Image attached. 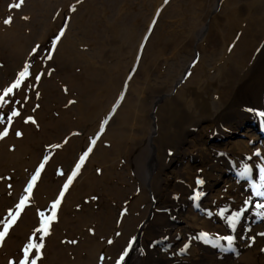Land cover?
Returning <instances> with one entry per match:
<instances>
[{
  "label": "bare ground",
  "instance_id": "obj_1",
  "mask_svg": "<svg viewBox=\"0 0 264 264\" xmlns=\"http://www.w3.org/2000/svg\"><path fill=\"white\" fill-rule=\"evenodd\" d=\"M221 1L186 0L181 3L180 10L177 12L179 15L177 18L180 19L179 34L172 32L168 34L169 41L164 44L163 51L161 47L155 55L147 57L146 51L143 52L137 71L143 70L141 82H137V76L130 82L128 95L124 100L119 99L121 96L117 95V91L121 88L123 80L128 78L127 72L136 66L138 51L142 45L141 38L145 32L136 40L137 21L129 15L127 9H124L125 6V8L129 7V0H111L109 7L112 12L121 8L118 3L123 2L122 12L125 14L128 12V16H124L123 19L114 16L103 18L104 28L101 32L94 34L96 40L94 44L99 42L98 46L89 54L88 59H82L77 51L72 53L68 51L70 55H73L72 59L76 63L82 64L89 80L95 82L93 87H96L99 82L107 85L106 89L92 96V103L95 106L90 110L81 108L80 104L71 107L70 110L79 116L78 125L82 124L80 122L82 121L92 126L91 123L94 124L100 114L106 113L112 102L114 108L120 107L114 118L115 126L113 127L112 120L102 138L103 141L110 142V149L114 152L116 159L130 158L125 170L130 169L139 187V198L132 203V207L147 203L149 213L146 217L143 216L145 221L139 232L138 229L128 228L131 220L124 218L122 235L114 241L111 248L105 246L109 245L108 240H114V238L106 239L105 243H101L82 234V228L88 227L89 223V220L84 217L87 211L72 213L73 217L70 215L66 217V212L77 204L78 198L90 193L95 187H101L104 193L111 195L112 198L121 194L116 186L117 183L110 190L104 187L105 178L113 175L110 173L111 164L107 160L108 150L98 146L95 153L99 158L98 162H101V166L104 165V176L101 179L97 177L85 179L87 163L60 206L58 227L61 226L65 232L64 235L60 233V238L67 237L73 240L78 234H82L81 238L83 236L81 244L72 250L76 257L73 262L62 259L65 251L55 244L56 233H54L44 240L47 245L43 250L42 264H95L97 253L100 252L108 257L114 254V251L118 250L122 244L121 249L127 247L132 237H136L137 241L126 259V264H143L145 255L147 257L149 255L147 252L154 251L152 249L157 251L156 264H264V252L261 251L264 248V237H257L255 244L251 247L247 245L245 239L250 234L264 232V221L255 216L256 209L252 208L249 211L246 218L242 220L241 227H238L234 233L227 227V221L218 215L221 209L234 213L250 190V184L259 182L258 175L255 181L252 175L246 178L239 177L237 173L241 168L236 164L241 161L247 163L248 161L244 158L252 156L256 151L264 153V124L253 112L248 111V109L264 111V0H225L223 3ZM159 2L161 0H158L155 5ZM206 7L208 9L205 11ZM250 11L253 12L251 16L248 14ZM203 16H207V19L205 20ZM154 17H150L146 23L147 32L153 29L149 21H152ZM92 19L95 20V16H92ZM210 19L211 22L207 23ZM214 24L219 25L215 31L212 26ZM7 32L2 42L11 48L8 54L17 59L24 57L26 45L18 43V38L13 31ZM207 40L212 47L208 54L211 56L209 59L212 58L215 61L207 67L200 62L195 65L199 57L197 50L202 48L201 43ZM65 41L66 36L58 45V51L65 47ZM191 42L196 48L195 52L180 74L176 71L180 48ZM108 43L114 45V49L105 53ZM134 43L135 46L132 47ZM70 45L72 46L71 42ZM80 45L83 46V43ZM127 47L130 48L127 49ZM167 48L171 53L170 59L176 63L169 64V59L164 53ZM230 48L231 51H229ZM202 50L204 54L201 61H209L205 53L207 49L202 48ZM108 56L121 59L127 56L128 59L124 60L123 66H120L116 60L113 65L115 71L112 72L105 70L102 66L106 74L103 76L96 71L99 68L96 60L103 63ZM146 59H148L147 62ZM160 62L169 64V72L172 69V72L177 74L170 78L172 79L170 84L167 83L170 73L166 74L165 79L151 78L152 70L157 69ZM89 85L77 86V90L85 92ZM129 93L134 97L130 98ZM147 99L151 100L150 104H145ZM108 114L109 111L106 115ZM61 116L63 122L70 127L67 117L63 113ZM51 124L56 127L55 123ZM86 130H84L86 133L91 131L89 128ZM98 130L96 133L100 132ZM22 132L25 136L20 141L6 139L4 145H11L14 151L3 156V159H7L17 167L15 173L21 175V178L25 177L26 172L20 171V166L28 167L34 164L37 159V155H34L35 148L39 146L40 141L39 136H32L28 128H22ZM75 140H70L62 153L69 151L71 153L75 149L72 144ZM89 145L90 143L87 148ZM169 151L172 153L171 156ZM25 155L30 156L27 158L24 157ZM92 161L95 162L96 159L93 158ZM115 178L122 179L118 174L111 179ZM197 178L203 179L205 183L201 188V198L194 201L191 197L196 188ZM13 179H19V177H12ZM17 181L13 180L12 185ZM23 181L24 179L17 184V189L20 190ZM34 189L37 190L34 196L43 204L47 201L48 204L45 205L47 208L54 199L52 198L55 193L54 188L36 186ZM23 190L19 192L24 194ZM43 194L47 196L44 202L40 199ZM253 199L257 198L253 197ZM115 204L117 207L118 202ZM159 210L168 211L170 217L157 231L155 222ZM31 212L26 210V214H23L18 222L15 228L19 234L17 240L22 237L24 238L22 241L26 240L27 232L32 228L29 218L34 219ZM204 213L215 219V227L212 228L210 222L199 219L198 216L205 215ZM90 221L97 222L96 230L102 234L100 237H106L105 232L109 227L115 229L112 212H100L96 217H91ZM249 228L251 232L248 231ZM68 229L72 231L71 234ZM217 231L220 232L216 233ZM200 232H207L208 239H219L227 234L234 235L236 239L233 252L225 255L226 252L221 250L224 245L222 242L221 248H211L210 244H205L202 239L197 238ZM11 238L7 239L5 250L7 247H13L14 250L15 242L10 241ZM185 244L189 247L186 251H182ZM140 249L144 250L143 254ZM83 251L86 253V258H81L79 255ZM107 260L103 264H108ZM0 264H5V260H1Z\"/></svg>",
  "mask_w": 264,
  "mask_h": 264
},
{
  "label": "rangeland",
  "instance_id": "obj_2",
  "mask_svg": "<svg viewBox=\"0 0 264 264\" xmlns=\"http://www.w3.org/2000/svg\"><path fill=\"white\" fill-rule=\"evenodd\" d=\"M158 0H129V7L124 9H127L129 12V15H131L138 24V36L137 39L140 37V35L143 33L141 38V46L140 50L138 51V58L136 62V66L127 72L126 76H131L132 79L129 80L128 78L124 79L121 88L117 91V95L123 96V100L128 95L129 91V84L130 82L137 76V82H141V78L143 75V70H139L141 58L143 55V52L146 51V57L148 55H155L156 52L160 50L163 46L169 41L168 34L172 32L173 34L178 35L179 31L178 28L180 26V19L177 18L179 16L177 12L180 10L179 6L182 2H185L186 0H167V3H165V0H161L157 5L156 2ZM225 0H222L223 3ZM20 0H0V65H3V67H0V87L6 86L14 77V75L17 73L18 70H20L22 64H24L28 58L29 50L36 44L39 43L41 47H44L49 43L50 38L56 34L59 30V26L61 24V18L57 17V14H60V17H63L67 15L69 19L67 20L68 29L66 31V45L63 49H60L58 51V47L53 55V59L51 61H45V66L41 68L42 71L45 72L44 77L39 82L38 87L34 91H30L28 93L29 99L27 104H25L22 108V116L25 118L27 116H33L38 125L39 128L32 124H24L23 121L19 118H16L14 121L12 127L16 131H22V128H28L32 134V136H39V146H36L35 148V154L37 155V159L34 162V164H30L28 167L20 166L22 172H26L25 177L21 178L22 176L19 175L16 172L17 167L14 166L13 163H10L7 161V159H3V156L7 155L8 153H12L14 151V148L11 145L4 143L11 139L13 141H20L22 138H17L12 132H10L9 136L5 138L3 141H0V217H3L6 214V210L9 207H13L15 202H18V197L21 196L22 193L19 191H22L26 187V181L30 178V175L33 173V170L35 167L38 166V162L42 159V155H50L52 159L49 161V164L46 165L45 172L42 174L41 180L38 182L37 187H50L54 188V195L52 198H56L58 196V193L60 189L62 188L63 183L66 181V177L71 174L73 169L75 168L76 162H78L80 156L83 154L84 150L87 148L88 144L90 143V140L95 137L96 138V144L92 145L90 144L89 147H92L93 151L89 154L86 163L83 167L86 166L88 163V166L85 167V173L86 178L93 179V177H97V179H101L104 173V165L101 166V162H98V157H96V147H101L102 149H107V160L110 162L111 166V174L113 176L120 175L122 179H111L112 177H106L104 180V187L107 188V190L110 188H113L116 184L117 188L120 190L119 196H113V198L106 193H104V190L101 187H95L93 188L90 193L81 195L80 198H78L77 204L73 207H71L69 212H66V217L68 215L71 216V214L75 213H81L83 210L87 211L85 214V218L89 220V223L87 224L88 227L82 228V234H85V237H92L98 242L105 243L106 239H113V241L117 240L122 235V222L123 219H129L131 220V223L128 225V228H132L134 230H137L139 224L143 221L144 217L147 216L149 213L147 203H143L137 206V204L132 207V203L138 199L139 197V187L137 186L136 180L133 177V174L131 173L130 169L128 168L125 170V167L127 166L130 158H118L114 156V152L110 149L111 145L110 142L103 141L104 139L103 134L107 128V126L112 121L113 127L115 126V115L117 113V110L120 107H113V102L110 105L109 109L106 113L100 114V117L95 123L90 124H84L82 121H80L82 124H77V118L79 116L76 112L73 110H70L71 107H76L78 104H80L81 108L85 110H90L92 107L95 106L94 103H92L93 99L92 96L96 95L98 91H101L102 89H106L107 85L105 83L99 82L96 87H93L95 82L89 80V77L84 71V68L82 64H78L75 62L73 58V55H70L72 52L77 51L81 54L82 59H88L89 54L93 51L95 47L98 46L96 42L94 44L95 37L94 34L96 32H101L104 28L103 26V18H108L109 16L119 17V19H123L124 16H128V12L125 14L122 12L124 9L122 7L124 6V1L122 3H118V6L121 8H117L115 12H112L110 10L109 4L111 3V0H23L22 6L20 8H15L13 5L19 3ZM118 2V1H117ZM155 6V8H154ZM167 7V8H166ZM75 9V11H73ZM119 9H122L121 11ZM208 8H205V11ZM212 11V10H211ZM162 13V14H161ZM211 13V12H210ZM246 15L245 13H243ZM249 16L253 14L252 11L248 12ZM43 16V17H42ZM92 16H95V20L92 19ZM154 17L152 21H149L150 26L153 27V29L150 32H147L146 23L149 20V18ZM12 18V23L10 25H5L3 21L6 18ZM23 17H29L30 19L25 20ZM205 20L207 19V16H203ZM215 17V16H213ZM151 20V19H150ZM153 21L155 23L153 24ZM210 23L211 19L208 20ZM74 22V24H73ZM148 23V25H149ZM214 31L219 28V25H212ZM148 27V26H147ZM244 27V26H243ZM7 31L11 32L13 31L17 38L18 43L20 45L25 44L26 45V55L24 57H19L18 59L13 57L10 53L11 48L8 45H4L3 36L8 33ZM149 31V30H148ZM110 34V32H108ZM146 34V36H144ZM85 35H88V37H85ZM229 36V35H228ZM108 41V40H107ZM110 41V40H109ZM108 41V42H109ZM2 42V43H1ZM70 42L72 43V46L70 45ZM91 42V43H90ZM103 42V41H102ZM101 42V43H102ZM194 42V41H193ZM69 43V44H68ZM80 43H83V46L80 45ZM148 43V45H147ZM209 43V44H208ZM86 44V45H84ZM109 44V43H108ZM147 45V46H146ZM135 46V43L132 44V47ZM201 47L205 50L207 49L206 57L209 59L208 54L211 51L212 47L210 46V42L208 40L206 42L201 43ZM130 47H127V49ZM200 48L197 50L199 57L195 63V65L200 62L201 65H205V67L212 65L215 61L209 59L203 60V50ZM114 49V45L109 44L105 48V53L111 52V50ZM126 49V50H127ZM195 47L192 46V42L188 44L182 45L180 48L179 54H178V61L179 64H177V72L180 74L185 69V66L193 56V53L195 52ZM8 50V51H6ZM70 51L71 53H69ZM64 52V53H62ZM128 52V50H127ZM59 53V54H58ZM165 56L169 59V64L171 62L176 63V61H172L170 59V51L167 48L164 50ZM119 58V59H118ZM77 59V58H75ZM108 59V60H107ZM128 57L121 59L120 57H106L103 63H100V60H96L98 62L99 68L96 69V71L101 75H106L104 69L112 72L114 70V62L117 60L119 62L120 66H123L124 60H127ZM177 59V58H175ZM72 60L75 62H72ZM148 59L145 61L147 62ZM208 62V63H207ZM164 62H160V64L157 66V69L152 70L151 72V78L153 80L161 78L165 79L167 76L166 74L170 73V76L167 78V83L170 84L172 79L171 77L176 76V72H169L168 65ZM146 65V63H144ZM103 66V67H102ZM36 67H40V62L37 61ZM36 69L34 68L33 71ZM51 72V76H48L47 73ZM70 78V81H69ZM71 82V83H70ZM137 83V84H138ZM71 84H75L77 86H83L90 84L88 89L85 92H80L77 90L76 87H72ZM184 85V84H183ZM172 86V85H171ZM67 89V91H65ZM38 91L40 93L39 99L36 98L35 92ZM99 93V92H98ZM130 95L134 97L133 95ZM116 96V97H120ZM120 99V98H119ZM71 101H75V103H70ZM151 100L147 99L145 100V104H150ZM39 104V108L36 109L35 112L32 111V109ZM122 102L120 103L121 106ZM112 106V107H111ZM114 108V109H113ZM75 109V108H74ZM116 109V110H115ZM109 111V114L106 115ZM61 113H63L66 117L69 123L71 124L70 127L67 126V123L63 122V117L61 116ZM107 120L108 123L105 127H101V123L103 121ZM79 122V123H80ZM51 123H55L56 127L53 126ZM19 126V127H15ZM22 127V128H20ZM74 128V129H73ZM91 130L90 132H84V130L88 129ZM100 129V130H98ZM2 130V128H0ZM98 131V133H96ZM87 131V130H86ZM133 132L136 133L135 129H133ZM74 133H78L77 135H74ZM96 134V135H95ZM95 135V136H94ZM7 139V140H6ZM67 139L68 142L72 139H76L73 141V146H75V149L70 153H62L64 147L67 145H64L61 149H50L47 150L46 146L49 144H57V143H63V141ZM79 144V145H78ZM23 146H25V143L23 142ZM37 150V151H36ZM30 155H25L24 157H29ZM58 156V157H57ZM98 156V155H97ZM23 157V158H24ZM36 157V156H35ZM96 159V161H92L93 158ZM92 158V159H91ZM53 159H55L53 161ZM91 159V162L89 163V160ZM6 162H5V161ZM52 162V164H50ZM16 167V168H15ZM80 171L81 175L82 169ZM97 169L102 170V174H97ZM57 170H61L65 175L59 176L57 175ZM77 176V177H78ZM5 177H11V180L8 179H2ZM12 177H19V179H13L18 180L12 185ZM49 178L53 179L54 181L50 180ZM21 184L20 190L17 189V184L23 180ZM76 180V179H75ZM103 181V179H102ZM11 184L12 187L9 188L8 185ZM47 185V186H46ZM74 185V182H73ZM73 185L70 186L69 190L73 188ZM37 190L34 189L32 194V201L30 202V207H28L26 210H31L33 214V220L32 217L29 218V222L31 223L30 228L27 232V236L25 239L32 234L34 228L38 226V217L36 215V209L44 210L46 213L51 212V204L47 205V208L45 207L47 203L46 199L47 196L45 194L41 195L40 199L42 201H46V204L41 203L36 195ZM11 193V195H9ZM68 193V192H67ZM66 193V194H67ZM90 194V195H89ZM22 195H25L22 194ZM66 196V195H65ZM92 196H98V200H94L91 203H85L86 200H89ZM46 197V198H45ZM53 199V200H54ZM148 199V196H147ZM52 200V201H53ZM113 200V201H111ZM116 202H118V206L116 207ZM120 204V205H119ZM104 209H103V208ZM123 208H127V215H122L121 210ZM61 208L57 211V220L51 225V236L56 233V242L55 244L60 246L65 253L62 254V259L69 260L71 262L74 261L76 254L74 253V250L78 244H81L83 241V236L81 238L80 235H76V238H73V240H77L78 243L71 244L68 243L70 238L67 237H61V235H64V229L61 228V226L58 227V222L60 220L59 214H60ZM112 212L114 215V221L115 223V229H111L112 227L108 228V231L106 233V237H100L102 234L98 233L96 230L97 222L96 221H90L91 217H96V215L100 212L106 213ZM168 211L159 210L157 212L158 217L156 218V230L159 231L161 226H164L166 224V220L169 219L170 215L167 213ZM205 214V213H204ZM23 215V214H22ZM206 215V214H205ZM199 215V219L201 221H208L210 222V225H212V228L215 227V219H212L208 217L207 215ZM73 217V216H71ZM167 217V219H166ZM72 219V218H71ZM36 221V222H34ZM57 227V228H56ZM94 229L95 234L92 235L89 233V229ZM119 231L121 233L120 236H116L115 233ZM68 232L72 233L70 229H68ZM215 233V230L213 231ZM220 231H217L218 233ZM70 233V234H71ZM74 235V234H73ZM134 235V234H133ZM158 235V234H157ZM19 234L17 233V230L14 229L10 237L14 239H9L10 241L13 240L15 242L14 250L13 247H7L5 250V245L3 247H0V261L5 260V264H8V260L14 258L23 243L26 242V240L22 241L24 238H18ZM50 236V237H51ZM130 237V236H129ZM132 237V235H131ZM80 238V240H79ZM7 241V240H6ZM45 248H46V242ZM6 244V243H5ZM122 246L118 250L114 251V254L108 255L111 259L107 260L108 264H113V261L117 258V256L122 251ZM17 249H16V248ZM106 248H111L112 245H106ZM10 249V250H9ZM67 251L66 250H69ZM121 249V251H119ZM154 251L147 252L149 255L144 257V263L143 264H156L158 257H157V251L155 249H152ZM10 251V252H9ZM14 251V252H13ZM146 254V253H145ZM81 258H86V253L83 251L80 254ZM102 255V253H97V261L95 264H103L104 261H100L99 257ZM114 256V257H113ZM59 257V256H58ZM40 264V262H38ZM60 264V263H57Z\"/></svg>",
  "mask_w": 264,
  "mask_h": 264
},
{
  "label": "snow or ice",
  "instance_id": "obj_3",
  "mask_svg": "<svg viewBox=\"0 0 264 264\" xmlns=\"http://www.w3.org/2000/svg\"><path fill=\"white\" fill-rule=\"evenodd\" d=\"M23 0H20L19 3L13 5L15 8H20L22 6ZM167 3V0H165ZM75 11V9H73ZM58 18H61V24L59 30L54 34L47 45L41 47L39 43H36L28 53V58L24 64H22L20 70L14 75L12 80L6 85L0 87V141H3L7 138L12 132L17 138H22L24 133L22 131H16L12 125L16 118H19L23 121L24 124H32L39 128V125L36 119L33 116H27L26 118L22 116V108L27 104L30 91H34L41 79L44 77L45 72L41 70L45 66V61H51L53 55L62 42V39L65 37L66 31L68 29L67 20L69 17L67 15L60 17V14H57ZM23 19L28 20L29 17H23ZM3 23L5 25H10L12 23V18H6ZM155 21H153V24ZM231 51V48L229 49ZM37 61L40 62V67H36ZM3 67V65H0ZM36 69L33 71V69ZM48 76H51V72L47 73ZM190 75V73H189ZM129 80L132 79L131 76L128 77ZM67 91V89H65ZM36 98L39 99L40 93L35 92ZM123 100V96L120 97ZM70 103H75L71 101ZM39 108L37 104L32 111L35 112ZM249 112H253L254 115L260 118L262 124H264V111H255L253 109H248ZM108 121L105 120L102 122L101 127H105ZM78 133H74L77 135ZM96 138L93 137L90 140V144H96ZM68 143V140L65 139L63 143L49 144L46 146L47 150L50 149H61ZM93 151L92 147H88L87 150L80 156L78 162L75 164V168L70 175L66 177V181L63 183L62 188L60 189L58 196L51 202V212L46 213L44 210L36 209V215L38 217V226H36L31 235L26 238V242L21 245V248L18 254L8 260V264H42L43 261V250L45 248L44 240L50 235L51 225L57 220V211L59 210L62 201L65 198L66 193L69 191L71 185L80 174L81 168L85 165L86 160L89 154ZM172 153L169 151V156ZM264 153L256 151L252 156L244 158L247 160V163L237 162L236 166L240 167L241 170L237 175L241 178H246L250 175L255 177L258 175L259 182H252L250 184V190L246 194V197L242 200L241 204L236 208L234 213L228 212L227 209H221L218 213L219 217L227 221V227L232 233L237 231L238 227H241V222L246 218L249 211L254 208L256 209L255 216L259 217L261 221H264ZM52 159L50 155H42V159L38 162V166L35 167L33 173L30 175V178L26 181V187L24 188L25 195L14 204L13 207H9L6 210V214L3 217H0V247H3L6 243V240L10 238L11 232L18 226V222L22 218V214H26V209L30 207V202L32 201V194L34 188H36L38 182L41 180L42 174L45 172L46 165L49 164V161ZM97 174H102L101 169H97ZM57 175H65L61 170H57ZM2 179L11 180V177H5ZM205 181L203 179L197 178L195 181L196 188L194 194L191 197L194 201H197L201 198V188ZM9 188L12 187L11 184L8 185ZM227 191V190H225ZM11 195V193H9ZM253 197L257 199H253ZM98 196H92L89 200H86L85 203H91L94 200H98ZM234 203V201H233ZM122 215H127V208L121 210ZM211 215V213H208ZM90 234L94 235V229L88 230ZM251 232V229H248ZM116 236H120L121 233L117 231ZM207 232H200L197 234L198 239H202L203 243L210 244L213 248H221V240L228 244L227 251H232L235 245L236 237L232 234H227L219 239H208ZM219 235V234H218ZM257 237H264V232H258L254 235H248L246 243L249 247L255 244ZM137 238L132 237L127 244V247H124L117 258L113 261V264H126V259L133 250L134 245L136 244ZM68 243L76 244L77 240L68 241ZM107 243L112 245L113 240H108ZM189 245L185 244L182 251H186ZM143 254V249H140ZM264 252V248L261 249ZM100 261H105L111 259L105 255L99 257Z\"/></svg>",
  "mask_w": 264,
  "mask_h": 264
}]
</instances>
